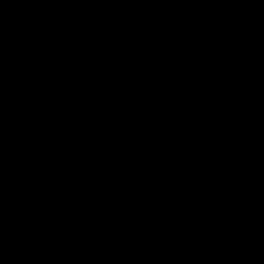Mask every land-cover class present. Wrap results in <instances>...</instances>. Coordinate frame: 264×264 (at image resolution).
Returning a JSON list of instances; mask_svg holds the SVG:
<instances>
[{
    "label": "water",
    "instance_id": "obj_1",
    "mask_svg": "<svg viewBox=\"0 0 264 264\" xmlns=\"http://www.w3.org/2000/svg\"><path fill=\"white\" fill-rule=\"evenodd\" d=\"M0 264H264V0H0Z\"/></svg>",
    "mask_w": 264,
    "mask_h": 264
}]
</instances>
